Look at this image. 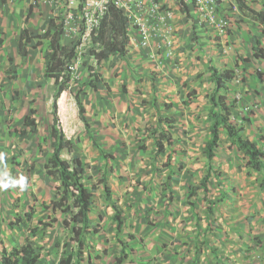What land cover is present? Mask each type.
Returning <instances> with one entry per match:
<instances>
[{"label":"rangeland","instance_id":"1","mask_svg":"<svg viewBox=\"0 0 264 264\" xmlns=\"http://www.w3.org/2000/svg\"><path fill=\"white\" fill-rule=\"evenodd\" d=\"M233 1L236 3L235 0ZM226 9L228 15L226 13L224 16L227 18V25L224 31L215 30L213 37L214 45L222 47L226 44L223 42V37L228 36L235 29L234 21L239 23L244 15L240 10L233 11L231 5H227ZM245 17L247 18V16ZM247 24L250 26L249 33L256 32V35L251 39V42H248L249 38H241L239 41L241 49L237 50L236 54L239 63L229 67L235 70V78L228 90V100L232 104V119L240 123L250 120L257 104L256 102H246V98H255L257 93L264 98V86L261 81L264 78V56L259 60L253 57L252 61H245V58L250 57L255 48L264 49V29H255L250 21ZM44 33V31L41 32L38 35L39 38L43 37ZM43 39L47 44L49 43L47 38ZM232 42L236 43L234 40ZM226 45H229V41ZM222 56L215 55V59L209 62L219 69H223L225 64ZM12 70L13 72L9 74L10 78L16 77V71ZM2 77L6 81L8 75L4 74ZM81 80V76L76 74L56 100L54 89L52 91H48L47 88L36 91H20L3 83L4 85H0V105L2 109L7 110L4 118L9 122V127L6 129V133L9 135L4 136L3 148L5 154L12 161L17 160L18 156L23 157L22 149L18 153L17 148L18 146L25 148L28 141L23 140L21 136L18 137V130L16 133L18 139L15 143L7 142L8 136H11L13 128L24 115V108L31 97H35V100L36 96L43 95L45 98L40 97L37 99L38 104L36 103L41 109L38 114L41 122L42 117L46 116L52 125L53 123L57 125L60 119L67 121L66 130L62 131V134L63 136H65L64 133L71 134L70 140L73 141L74 148L72 153L65 150L63 157L71 160L73 153L82 156L84 161L89 164L86 168L84 181L89 185L96 184L98 186L94 190L91 219L99 232L88 238L89 246L86 254L90 253L92 256L90 264H114L116 257L122 255L121 245L115 232L114 210L105 199L103 185L100 182L103 171L107 172V183L114 192V200L124 210L125 230L138 236V240H134L132 243L131 261L128 264H264V189L260 186L262 175L249 169L244 154L232 146L224 135L221 138L220 148L216 149L217 156L212 160L210 169L212 176L208 181L209 191L205 193L206 195L200 187V179L207 171L208 163L202 144L209 134L210 120L206 117L208 116L209 105L207 102L209 100L202 108L195 109L197 120H200L199 127L195 131L200 133L198 132L199 134L195 136L194 143L191 140L192 147H189L187 140L175 139L170 158L167 159L165 155L156 159V170L151 171V167L142 165L134 172L130 170L132 164L129 165V163V169L125 170L124 166L127 164L123 163V158L110 159L105 165L103 155L98 157L97 154H94L97 151H78L79 143L86 135V127L80 119L75 100V93L80 88ZM206 90L205 97L208 98L212 90ZM63 96L64 99L61 98ZM54 103L56 112H54ZM24 104L25 106H23ZM201 104L203 105L202 101ZM58 106L59 113H57ZM171 107H168L169 110H173ZM175 108L176 111L173 112L177 115L178 112H181V108ZM13 121L15 122L13 123ZM11 122L13 125L10 124ZM77 123L80 124L78 130L72 133L69 125L73 126ZM106 125L108 126V124ZM177 129L180 131L183 128L177 127L175 123V133H177ZM51 140L50 134L40 143L42 154L37 153V163L34 162L30 166V170L34 169V173L40 177L36 176L37 183L41 186L40 195L37 197L41 198H45L42 191L50 193L47 196L51 198L53 184L55 186L59 184V182L55 184L53 177L49 178L46 175L44 165L42 167L44 161H39L47 159ZM105 153L109 154L107 151ZM133 154L135 156L134 151ZM141 159L139 158V160ZM10 162L4 166L0 175V184L13 180L19 181L23 178L26 186L23 189L19 184L15 186L9 184L7 189L0 187V257L4 248L11 250L12 246H19L30 241L41 248L38 264H56L61 254L70 251L75 246V242L71 239L73 236L71 225L63 224V220L70 216L60 211L53 213L50 208H46L44 203L49 204V198H47L49 201L45 199L44 203H41L43 200L21 202L22 190L27 191L33 179L30 173L25 170V166L18 168ZM161 163L162 165L169 163L171 166L167 176L163 175ZM117 169L118 174L115 173ZM120 173L129 176L125 183L118 180L123 178ZM49 185H52L50 190ZM54 190L56 191V189ZM140 196L147 198L144 204L154 208L145 217V226L151 229L147 231L148 234L141 232L144 228H140L138 215L135 217V214H128L127 210L123 208L130 206L128 203L130 200L137 202ZM37 197L34 200H37ZM131 197H135V200L133 201ZM27 212H32L31 220L28 219ZM161 213H164L163 219L160 217ZM194 213L198 218H201L200 226L205 228L207 236L204 234L195 235L194 232H191V227L194 226ZM54 217L57 218L56 222H52ZM18 218L22 222L19 225H11V223L19 222ZM45 223L52 225L46 226ZM163 225L168 226V229L160 231L158 227L164 228ZM33 228L37 229V233L33 234ZM205 238L210 242L209 247L204 245ZM83 264L89 263L85 261Z\"/></svg>","mask_w":264,"mask_h":264},{"label":"crops","instance_id":"2","mask_svg":"<svg viewBox=\"0 0 264 264\" xmlns=\"http://www.w3.org/2000/svg\"><path fill=\"white\" fill-rule=\"evenodd\" d=\"M246 3L256 10L264 11V0H246ZM169 4L174 8V23L178 29L179 47L175 51L173 58L158 57L153 51L151 52L154 55H149L147 51L141 48L137 41L138 30L132 28L130 32L133 39L129 40L125 54L114 52L106 59L97 62L91 57H84L78 60L75 68L77 74L82 78L80 86L83 87L84 93L81 95V99L86 106V116L90 124L89 131L85 129L87 136L85 135L83 140L80 141L78 151L94 150L97 151L94 154H97L99 157V155H102L100 151V148H102L113 155V158H111L113 160L123 158V163L127 164V166H124L125 170L129 169L128 163L129 165L132 164L130 170L134 172L140 169L142 165L151 167V171L156 170V159L165 155L167 159L170 158L171 148L174 144L168 146L164 153L155 156L156 144L153 138L149 137V127L157 123L158 118L175 117L174 128L172 129L174 139L179 140L181 138L182 140H187L190 147L191 140L194 143L195 136L200 133L199 131H195L199 127L200 122V120H197L195 109H200L206 105V101L209 100L205 97L207 93L206 89H210L211 91L214 88L209 71V65L211 64L209 61L215 59V55H223L225 68L239 63L236 55L237 50L241 49L239 41L241 38L246 37L249 38L248 42H251V39L256 35V32L249 33L248 28L250 26L247 23L250 21L257 30L264 29V26L260 22L251 19L249 16L246 18L243 15V19L239 23L233 22L235 29L228 36L223 37V42L227 44V41H229V45L225 44L223 47L217 46L214 45L215 40L213 39L215 30H218L217 28L214 29L215 27L213 28L209 24L200 23L197 16L196 23L192 25L176 1H170ZM30 8L29 0H23L19 3L0 0V85L6 83L11 88L14 87L13 89L20 91H36L41 88H47L48 91H52L53 89L55 90V79L47 73V60L45 57L49 43L47 44L44 41V37L39 38L38 36L41 32H45L50 24L52 18L51 8L48 4L36 6L31 10ZM217 12V18H219V15L221 17L224 16L228 10L226 6H220ZM25 28L34 37L32 38L31 45L28 47L27 55L22 57L19 51V40ZM232 40L236 41V43H233ZM60 42L61 45L69 46V42L66 41L65 36L61 35ZM223 48L224 50L222 51ZM254 52L255 49L251 52V61ZM259 59L261 57L257 60ZM11 68L16 71V77H9V74L13 72ZM92 69L98 72L101 78L97 83L96 89L87 84L92 77ZM4 74L8 75L6 81L2 77ZM201 80L203 81L201 82ZM261 81L264 86V78ZM229 87H231V83ZM40 97L44 98L43 95L36 96L35 100V97H31L29 103L26 106L25 104L23 105L25 106L24 115L19 119L18 127L16 125L13 128V132L10 133L11 136H8L7 142L15 143L16 139L20 138V136L23 140L28 141V145L25 148L18 146L17 151L20 153L22 149L23 157L20 158L18 156V159H14V161L5 154L3 148L4 136L9 135L6 133L9 122L4 118L7 110L5 108L2 109L0 105V151L8 158L3 163L0 175L3 172L4 166L11 161L10 163L16 165L18 168L25 166V170L30 173L33 179L27 191L22 190V194L20 195L22 198L21 202L25 201L29 203L31 201L40 202L43 200L41 203H44L45 199L46 201H49V199L51 201L55 198L54 189H56V186L54 184L53 191H51L52 199L50 196H47L50 193L43 191L41 193H44L45 198L37 197L41 191V186L37 183L38 179L36 176L38 174L34 173V169L30 170L31 164L37 163V153L42 154L40 143L50 136L52 129V124H50L51 122L47 119V116L45 117L47 120L42 117V122L38 118L41 109L38 108L36 103L38 104L37 99H40ZM32 100L33 103H31ZM171 102L173 103L172 105L170 104ZM246 102H256L257 104L250 116V120L242 122L245 127V134L257 142L258 146L264 151V98L260 97V94L257 93V97L255 98L250 99L247 97ZM207 103L210 106V102ZM169 106H172L173 110H169ZM31 107L37 109V113L35 114L36 125L33 129L27 127V133L21 134L20 130L26 127L24 117L29 113ZM175 107L181 108V112H178L177 115L173 112L176 111ZM172 114L174 116H171ZM206 117L209 118V116ZM13 123L11 122L10 124L13 125ZM175 123L177 127L183 128L180 131L177 129V133L174 132ZM163 124L165 125V123ZM208 127H210V123ZM17 130L19 133L18 137L16 135ZM223 135L227 137L226 133H222L221 138ZM209 137L210 131L202 144L203 149ZM133 151L135 152V156ZM51 152L52 149L49 143V155H47V159L51 156ZM139 158L143 160H139ZM46 160H39L44 161L42 167ZM104 163L106 165L105 160ZM163 165L161 163L163 175L167 176L171 166L169 163H163ZM115 173L118 174V169ZM46 175L51 178L47 173ZM120 176L123 177L122 179H118L121 183H125L127 177H129L127 174L123 175L121 173ZM54 182L58 184L57 180H54ZM262 188L264 189V187ZM50 189H52V185H49ZM36 197L38 199L34 200ZM131 198L133 201L135 200V197ZM146 199V197L140 196L137 202L130 200L128 201L130 206L123 207L127 210L128 214H135V217L138 215L140 228H144L141 232L144 234H148L149 232L147 231L151 230L144 223L146 214L151 209H154L144 204ZM163 214H160L161 219H163ZM193 216L194 226L191 227V232H194L195 235L204 234L207 236L204 231L205 228L203 229L200 226L201 218H198L196 213ZM165 220L167 221L166 217ZM163 227L158 228L160 231L168 229L166 225H163ZM124 233L131 232H127L124 227ZM136 240H138V236H136ZM204 245L210 246V242H204Z\"/></svg>","mask_w":264,"mask_h":264},{"label":"trees","instance_id":"3","mask_svg":"<svg viewBox=\"0 0 264 264\" xmlns=\"http://www.w3.org/2000/svg\"><path fill=\"white\" fill-rule=\"evenodd\" d=\"M181 2L183 12L189 14V6L184 0ZM238 9L250 18L260 22L264 26V11L256 10L246 3V0H235ZM32 8H30L31 10ZM128 18L119 8L110 6L109 11L102 21V28L99 35L95 38L104 45L103 49L95 53L97 61H102L114 52L125 54L127 51L128 36L126 33ZM61 27L57 26L53 19L46 29L44 36L49 40L48 48L45 54L47 60V73L55 79L54 98L58 99L60 94L67 88L70 83L71 76L69 64L74 57L75 44L61 45ZM29 30L25 28L19 40V51L22 57L28 52V47L32 43ZM42 37V36H40ZM259 42V41H258ZM40 43V42H39ZM264 56V49L255 48L253 57L259 58ZM250 57L245 58L249 62ZM209 71L214 88L208 95L210 106L208 116L210 120V137L205 143L204 153L207 157V171L200 180V186L204 192L209 191L208 181L212 176V160L216 156V148L221 142V134L226 133L230 144L236 147L246 157V163L249 169L262 175L260 186L264 187V151L258 146L257 142L250 139L245 134L243 123L232 119V104L228 100L229 84L235 78V70L229 67L219 69L217 66L210 64ZM100 75L95 72L87 82L89 86L96 89L97 83L100 81ZM79 90L75 93V100L79 109L80 119L84 122L87 131L90 124L86 116V106L81 99L84 93L83 87L79 86ZM33 103V100L31 101ZM54 112H56V104L54 103ZM37 109L31 107L29 113L24 117L25 128L20 130L21 134L27 133L29 128L33 129L36 125L35 114ZM165 123V125L163 124ZM174 118H158L157 123L149 127V137L153 138L156 144L155 156L164 153L168 146L174 144ZM51 156L44 164L45 172L59 182L56 186L55 198L49 204H45L46 208H50L53 213L63 212L70 217L63 220L65 226L72 227L73 236L71 239L75 242V246L59 257L56 264H83L87 261L92 263L90 253L86 254L88 248V238L90 235L98 233L99 230L94 227L91 219V212L94 205V190L98 188L96 184H87L84 181L87 164L82 156L73 153L71 160L63 157V151L73 152L74 144L70 139H66L55 123L51 129ZM99 147V146H98ZM106 163L113 158L112 154H107L100 148ZM2 154L0 158V171L3 163L7 161V156ZM107 172L103 171L101 183L104 189L105 199L109 202L114 210L115 232L117 240L121 245L122 255L116 257L114 264H128L131 261L130 250H132V241L136 240L133 233L124 234V210L114 200L112 188L107 183ZM211 209V206L209 207ZM28 219L31 220L32 212H27ZM19 222L11 223V225H19ZM57 218H52V222H56ZM50 226L52 224L45 223ZM33 234L37 233V229H32ZM204 242H208L205 238ZM40 247L30 241H26L21 245L12 246L11 250L3 249L0 257V264H38L41 257Z\"/></svg>","mask_w":264,"mask_h":264},{"label":"built area","instance_id":"4","mask_svg":"<svg viewBox=\"0 0 264 264\" xmlns=\"http://www.w3.org/2000/svg\"><path fill=\"white\" fill-rule=\"evenodd\" d=\"M21 1L23 0H7L10 3ZM170 1H176L181 9L182 4L178 0H29V7L48 4L52 12L51 19L61 27V35L66 37L69 45L75 44L74 57L69 64L70 81H72L77 74L75 67L79 59L91 57L97 62L95 53L101 51L104 45L95 38L99 35L102 21L112 5L122 10L128 18L126 26L128 42L133 39L130 30L134 28L138 30L139 45L149 55H154L151 52L153 51L158 57L173 58L179 43L178 29L174 23V8L169 4ZM184 1L188 6L190 5V13L183 12L189 23L193 25L198 17L200 23L214 26L219 31H224L227 18L220 15L217 18L218 8L231 5L233 11H239L233 0ZM94 73L95 70L92 69L91 75ZM74 125H69L72 133L78 130L80 124ZM66 126V120H58L57 127L61 132H65ZM64 134L66 139H71V134Z\"/></svg>","mask_w":264,"mask_h":264},{"label":"clouds","instance_id":"5","mask_svg":"<svg viewBox=\"0 0 264 264\" xmlns=\"http://www.w3.org/2000/svg\"><path fill=\"white\" fill-rule=\"evenodd\" d=\"M0 158H2V154H0ZM9 184H11L12 186H15L16 184H19L21 189H23L26 186L23 178H21L19 181H14L13 180V181L4 182V183L0 184V187H2L4 189H7L9 187Z\"/></svg>","mask_w":264,"mask_h":264},{"label":"bare ground","instance_id":"6","mask_svg":"<svg viewBox=\"0 0 264 264\" xmlns=\"http://www.w3.org/2000/svg\"><path fill=\"white\" fill-rule=\"evenodd\" d=\"M62 99H64V96L63 97H61Z\"/></svg>","mask_w":264,"mask_h":264}]
</instances>
